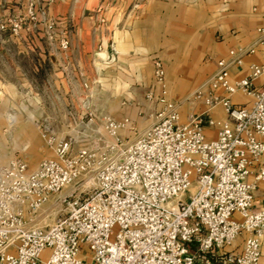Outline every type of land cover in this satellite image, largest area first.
<instances>
[{
    "label": "built area",
    "instance_id": "1",
    "mask_svg": "<svg viewBox=\"0 0 264 264\" xmlns=\"http://www.w3.org/2000/svg\"><path fill=\"white\" fill-rule=\"evenodd\" d=\"M27 13L34 19L32 5ZM7 27L16 34L21 23L0 24ZM67 44L63 39L59 46ZM227 51L205 89L193 93L204 109L185 123L166 97L156 57L158 90L147 91L145 99L160 107L134 139L119 135L134 129L126 116L115 120L90 110L87 132L57 137L42 128L50 155L33 168L17 158L0 168V264H260L264 206L254 208L253 192L264 184V79L253 82L264 74V59L233 79L228 67L254 49ZM234 94L246 99L232 102ZM216 105L223 118L211 114ZM210 126L215 135L208 139L204 128ZM53 198L60 214L39 226ZM238 237L240 248L227 250Z\"/></svg>",
    "mask_w": 264,
    "mask_h": 264
},
{
    "label": "crops",
    "instance_id": "2",
    "mask_svg": "<svg viewBox=\"0 0 264 264\" xmlns=\"http://www.w3.org/2000/svg\"><path fill=\"white\" fill-rule=\"evenodd\" d=\"M30 5L34 10L31 20L27 18ZM18 17L26 22L19 38L0 29V62L7 63L0 64V124L4 123L8 138L17 135V120L31 130L32 112L41 108L44 98L27 95L35 93L32 89L38 85L54 87L55 102L79 103L81 108L115 120L126 116L133 127L140 128L150 118L148 113L160 107L145 99L147 91L156 94L158 90L152 71V60L157 57L165 71L166 97L178 106V122L185 123L204 109L193 93L197 88L205 89V80L216 71V61L225 58L228 49H254L240 65L228 67L233 79L245 76L249 63L264 59V41H258L264 35V0H0V22ZM47 24H51L49 30ZM259 27L262 32L258 33ZM63 39L68 42L65 49L59 46ZM17 56L30 64H16L13 58ZM8 73L18 77L12 79ZM263 79L264 74L253 83L258 85ZM245 99L240 94L231 97L235 103ZM211 114L224 117L220 105L213 107ZM39 125L34 126L40 138L42 128L56 135L53 127ZM83 126L82 121L69 123L66 134L72 135ZM129 131L120 129V137ZM204 134L213 138L215 128L205 127ZM4 135L0 132V138ZM41 142L50 152L42 138ZM3 144L0 168L19 154L24 159L19 152L30 146L28 140L19 149L11 140ZM37 163L26 162L30 168ZM253 206H264L262 183L253 192ZM241 243L237 238L227 250H238ZM259 258L264 264V240Z\"/></svg>",
    "mask_w": 264,
    "mask_h": 264
},
{
    "label": "rangeland",
    "instance_id": "3",
    "mask_svg": "<svg viewBox=\"0 0 264 264\" xmlns=\"http://www.w3.org/2000/svg\"><path fill=\"white\" fill-rule=\"evenodd\" d=\"M51 2H54V1H51ZM32 9H33V6H32ZM27 18L30 19L28 16V13H27ZM16 19H19V21L21 23L20 29H22V30L25 29V26H26L25 19L21 18V17H18ZM16 19H10V20H16ZM6 22H7V20L4 22H0V24L6 23ZM48 25L49 24L46 25V29L49 30L50 28H48ZM0 29H7L9 31V34L12 35L13 38H16V39L19 38V35H20L19 30L20 29L17 31L16 34H11L8 27L7 28H0ZM45 35L49 36V35H47V33ZM13 60L15 61L16 64H18V63L25 64V65L30 64V61H27L26 59L21 58L19 56H17L16 58H13ZM45 62H47V61H45ZM0 64L6 65L7 63L4 62V60H2L0 62ZM2 67H4V66H2ZM7 75H9L12 79L15 77H18L17 75H15L13 73H8ZM17 91H20L22 93H26L27 89L26 88H18ZM32 91H34L35 93H30L27 96H35L36 97V95H37V96H41V98L42 97L44 98V103L41 102V104H40L41 108L40 109L37 108L38 110H36L35 112L33 111L32 115L35 116L36 113H39L41 111L42 112L41 115L45 119L43 120V119H41V117H38L41 115H37L36 116L37 120L35 122L36 117L33 116L32 124L30 125L31 126L30 131L27 129L28 128L27 125L26 126L23 125L22 120H19V121L17 120L16 126L18 127V133H17V135L10 136L9 138L7 137V132L4 131V129L6 128V127H4V123H1L0 124V127H1L0 132L5 133V135L2 136V138H0V146H1V148H3V146H2V145H4L3 143L5 141L11 140L12 143H16L19 145L18 146V149H19L20 147H22L25 140H28L29 144H30L29 148L19 152V153L24 154V156H25L24 159L22 158V156H20V154L17 155L15 158H17L19 160L21 159L24 162H28L29 160H31V161H35V163H36V162H38V159H40L43 156L48 155L50 152L43 145V143L41 142V138L38 136V134H36V126H34V125L38 124V123L40 125L42 124L44 126L48 125V127L49 126L53 127L57 131L56 135H58L59 137L60 136H67V135H70V134H66V131H68V129H69V123L79 124L80 121H82V123H85V121L88 118L86 113L88 112L89 109H87L86 107L81 108L79 103L77 105V104H73V103H69V102H67V103L66 102L62 103V102H58V101L55 102L52 99V96L55 93L54 87L52 88V87H48L45 85L44 86L38 85V86H36V89H32ZM16 110H17V112H19V110H20V112H22V109L16 108ZM83 111H86V112L83 113ZM151 113H153V112H151ZM149 114L150 113H148V115ZM142 115H143V113H142ZM153 121H154L153 117H150L148 120L144 121L141 124L140 128L134 127V129H131L129 131V133L128 132L125 133L127 135L122 137L123 141L124 140L129 141V140L134 139L146 127H148L150 124H152ZM84 129L87 132V128L84 127ZM26 159H28V160L26 161ZM67 189L68 188H63L60 192H58V194H61L62 192L66 191ZM85 190H87V189H85ZM189 191H192V186L189 187ZM59 207H60V205L57 203V200L55 198H53L52 203H48L45 212L39 216L38 225L40 226L41 224H45V223L47 224V223L52 222L57 217V215L60 214ZM115 231H116V228L114 226L112 229V232L110 234V238L113 236ZM238 238H240V237H238ZM46 253H47V250L42 251V253L40 254V261L44 260ZM86 253H87L86 247L81 245V254L85 255ZM38 264H42V262L41 263L39 262Z\"/></svg>",
    "mask_w": 264,
    "mask_h": 264
}]
</instances>
